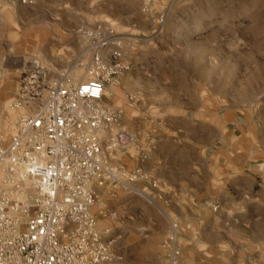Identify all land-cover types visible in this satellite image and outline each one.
I'll list each match as a JSON object with an SVG mask.
<instances>
[{"label": "crops", "instance_id": "obj_1", "mask_svg": "<svg viewBox=\"0 0 264 264\" xmlns=\"http://www.w3.org/2000/svg\"><path fill=\"white\" fill-rule=\"evenodd\" d=\"M140 5L38 0L28 7L0 0V91L20 83L34 52H45L46 21L75 25L98 14L112 27L134 30L145 25ZM166 73L151 78L129 71L116 79L111 95L107 91L108 105L123 112L122 127L137 133L136 144L118 153L114 164L126 171L140 167L147 181L133 184L138 193L100 190L101 208L114 214L103 218L114 236V229L119 232L116 242L131 230L174 236L179 264H264V159L255 160L264 151L240 132L235 108L223 112L220 99L195 83L184 90L167 82ZM72 74L79 78L83 71Z\"/></svg>", "mask_w": 264, "mask_h": 264}, {"label": "built area", "instance_id": "obj_2", "mask_svg": "<svg viewBox=\"0 0 264 264\" xmlns=\"http://www.w3.org/2000/svg\"><path fill=\"white\" fill-rule=\"evenodd\" d=\"M18 1L28 7L38 2ZM77 34L91 60L85 76L77 80L72 70L34 58L8 104L18 118L0 144V264L121 260L111 228L99 223L114 214L95 206L102 189L138 193L133 184L147 181L140 167L126 171L114 164L136 144L137 133L122 127L123 112L108 105L107 91L133 65L125 60L126 39L108 24H85ZM170 249L168 264H179V250Z\"/></svg>", "mask_w": 264, "mask_h": 264}, {"label": "rangeland", "instance_id": "obj_3", "mask_svg": "<svg viewBox=\"0 0 264 264\" xmlns=\"http://www.w3.org/2000/svg\"><path fill=\"white\" fill-rule=\"evenodd\" d=\"M98 16L67 26L53 19L46 21L45 52H34L32 59L38 58L58 71H83L78 79L83 78L91 60L84 53L86 42L77 30L85 24H108ZM138 16L145 24L139 29L108 24L126 39L125 60L133 65L130 71L151 78L155 73L167 72V82L184 90L195 83L206 96L220 99L223 112L235 108L240 132L254 148L264 151V0H141ZM161 18L163 24L159 23ZM58 52L62 59H56ZM32 59L26 60L23 70ZM19 86L0 91V144L7 143L15 130L18 115L8 109V104ZM263 159L255 160L263 163ZM100 201L96 212L101 210ZM142 222L148 226L147 221ZM99 223L111 227L102 216ZM114 231L117 239L120 234ZM145 232L143 235L131 230L120 236L116 253L121 260L115 264H168L167 250L175 242L164 234L156 235L149 229Z\"/></svg>", "mask_w": 264, "mask_h": 264}]
</instances>
